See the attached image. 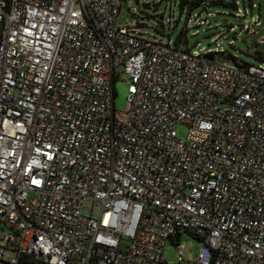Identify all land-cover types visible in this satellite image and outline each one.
<instances>
[{"label": "built area", "instance_id": "obj_1", "mask_svg": "<svg viewBox=\"0 0 264 264\" xmlns=\"http://www.w3.org/2000/svg\"><path fill=\"white\" fill-rule=\"evenodd\" d=\"M121 2L0 0V264H169L182 232L192 264H264V60L145 39Z\"/></svg>", "mask_w": 264, "mask_h": 264}, {"label": "rangeland", "instance_id": "obj_2", "mask_svg": "<svg viewBox=\"0 0 264 264\" xmlns=\"http://www.w3.org/2000/svg\"><path fill=\"white\" fill-rule=\"evenodd\" d=\"M209 1L200 0V4L192 8L190 18L193 14L199 13L201 4ZM234 1L237 3V8L242 16H236L237 9L230 4L215 3L206 9L213 12L214 15L207 17L205 24L192 25L191 22L186 23L189 16L185 12L187 6L181 10L180 0H122L117 22L121 25H128L132 19L131 12L134 9L140 11V15L136 17L139 22L137 26L139 29L138 35L148 40L165 39L168 35L172 40H176L183 27H187L182 32V36L186 38L184 45L200 52L215 46L212 43V38L220 31L222 33L219 36L220 43L230 55L236 56L246 63L257 65L264 60V41L259 42V39L264 36V0ZM158 16H161L162 23L156 20ZM168 16L173 18L171 21L172 27L166 21ZM252 19L260 21L258 26H251L255 32L252 35H249L245 30L239 32L242 24L244 22L251 24ZM229 26H233V29L229 30ZM258 54H260V57L257 56ZM126 87V82L120 78L114 83L113 102L116 110H122L125 106ZM186 130V124L179 123L176 125L178 136H184ZM176 243L183 248L184 260L182 264H192L199 248V241L185 232L180 234L177 242H166L163 259L169 264L177 263Z\"/></svg>", "mask_w": 264, "mask_h": 264}, {"label": "trees", "instance_id": "obj_3", "mask_svg": "<svg viewBox=\"0 0 264 264\" xmlns=\"http://www.w3.org/2000/svg\"><path fill=\"white\" fill-rule=\"evenodd\" d=\"M211 3L212 4H223V3H220V2H218V1H216V0H212L211 1ZM200 4V0H180V4H179V6H180V9L181 10H183L184 9V7L185 6H187V8L185 9V12H186V15L188 16V14L191 12V10H192V8L194 7V6H197V5H199ZM211 4V5H212ZM230 5H232V6H234L235 8H236V6H235V3L234 2H232V3H229ZM225 5H227V4H225ZM177 21V20H176ZM161 22V21H160ZM186 30V28L185 27H183V29H182V31H181V33L178 35V37H177V39H176V41H179V39L181 38V37H184V36H182L183 35V33L182 32H184ZM185 38V37H184ZM258 57H260V54H258L257 55ZM229 59H233V55H230L229 54Z\"/></svg>", "mask_w": 264, "mask_h": 264}, {"label": "water", "instance_id": "obj_4", "mask_svg": "<svg viewBox=\"0 0 264 264\" xmlns=\"http://www.w3.org/2000/svg\"><path fill=\"white\" fill-rule=\"evenodd\" d=\"M204 58L212 60L213 59V55L212 54H204L203 55Z\"/></svg>", "mask_w": 264, "mask_h": 264}]
</instances>
